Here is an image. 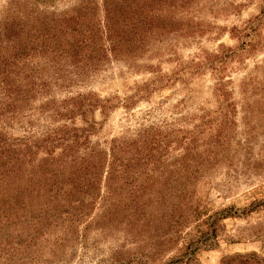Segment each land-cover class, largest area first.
I'll list each match as a JSON object with an SVG mask.
<instances>
[{
    "label": "rangeland",
    "instance_id": "374dc122",
    "mask_svg": "<svg viewBox=\"0 0 264 264\" xmlns=\"http://www.w3.org/2000/svg\"><path fill=\"white\" fill-rule=\"evenodd\" d=\"M103 2L0 0V80L32 81L0 130L90 133L55 149V197L43 152L0 174V264H264V0H156L114 52ZM79 95L86 121L56 114Z\"/></svg>",
    "mask_w": 264,
    "mask_h": 264
},
{
    "label": "trees",
    "instance_id": "16d2710c",
    "mask_svg": "<svg viewBox=\"0 0 264 264\" xmlns=\"http://www.w3.org/2000/svg\"><path fill=\"white\" fill-rule=\"evenodd\" d=\"M155 3L156 0H150V4L147 7H143V5L142 7L140 5H137L135 6V10H128L133 15V17L134 15L138 14V16L132 20L131 18L121 19L117 15H115L118 12H123V9H128V5L131 6L130 4H126L124 6L120 4L119 6V4L116 2L114 6H112V2H110V0H104L103 8L105 12V19L103 21V31H101V36L104 37L107 41L109 47L108 50L114 52L116 49L124 45V34L131 28L136 31V29L139 28L138 20L140 15H143V13H147L146 11H151ZM134 20L137 21L134 22ZM121 21L123 22L122 26H116ZM72 31L74 32L76 30L74 29ZM78 32L80 34V37H74L73 41L68 45L70 47L78 49L87 48L86 46L88 45V38L90 36V33L88 32L89 35H86V33L82 32L81 30H78ZM49 37L51 36H45V38H48L51 43H55V45H48L49 49H51L52 51L57 50L59 47L65 49L68 46L65 45V42H61L59 38ZM129 41L136 40L134 39ZM78 59L79 58H77L76 61H78ZM6 69L7 68L4 67L3 71L7 72ZM14 73L17 76L19 75V72L16 73V71H14ZM2 78L3 76L1 77V79ZM30 80L31 78H29V81L25 82L19 80L18 78H15L14 80H10V78H4L0 80V89H2V94L9 100V106L13 105L16 99L20 98L23 95L21 94L23 91H32V86H30V83H32V81ZM19 83L21 86L20 88H18ZM22 88L24 89L22 90ZM83 97L84 95H79L75 97H70L62 101V105H65L64 112L57 111L56 114L61 116H67L68 119H72L71 116L78 114L81 115L85 120V113L94 110L96 107L90 103L85 104ZM59 109L61 108H58V110ZM86 130V127L83 126L77 127L63 124L60 127L49 130V132H46V134H44L45 136H43L42 134L39 137L34 135L8 137V135L3 134V132L0 130V174L10 171H14L15 173L16 162L18 160L23 162H30L34 159V152L37 153V155L40 152H43V172L46 174L45 179L48 183L45 184L46 187L48 186V189H45V194L48 197H55L58 191V184L55 183V187H53V183L51 182L50 177L48 176V171L46 170V168L53 164L52 161L55 160L53 153L57 147L61 148V154H67L72 153L75 150H78L79 148L85 146L88 142V136L90 134L88 131L87 133H85ZM48 160H51V163H47ZM32 166L33 161L31 167ZM99 167L100 162H98V168ZM90 170L91 169L85 172V178H82V180L89 184H93L94 180L91 181L89 179V176H87ZM70 174L71 179L73 173L71 172ZM239 264H246V262Z\"/></svg>",
    "mask_w": 264,
    "mask_h": 264
}]
</instances>
